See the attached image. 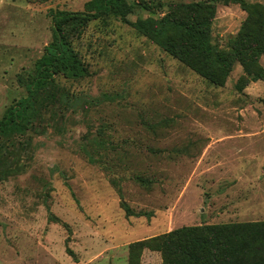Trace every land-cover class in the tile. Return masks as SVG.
I'll list each match as a JSON object with an SVG mask.
<instances>
[{"label":"rangeland","instance_id":"rangeland-1","mask_svg":"<svg viewBox=\"0 0 264 264\" xmlns=\"http://www.w3.org/2000/svg\"><path fill=\"white\" fill-rule=\"evenodd\" d=\"M91 1L0 0V120L28 96L53 40L51 14L82 13ZM241 1L250 9L157 0L151 11L152 0H127L125 19L70 29L88 76H58L33 127L0 138V264H163L131 245L182 228L264 227V82L237 91L249 78L236 62L214 85L132 27L199 4L213 18L212 47L231 53L249 15L252 41L264 24V0Z\"/></svg>","mask_w":264,"mask_h":264},{"label":"trees","instance_id":"trees-1","mask_svg":"<svg viewBox=\"0 0 264 264\" xmlns=\"http://www.w3.org/2000/svg\"><path fill=\"white\" fill-rule=\"evenodd\" d=\"M156 1L152 0V7L147 8L151 11L157 9L160 5H156ZM235 2L246 10L250 9L244 1ZM184 8L194 12V15L185 18L182 13ZM132 10L127 0H92L82 13L56 11L51 14L53 40L37 61L31 83L26 85L27 98L12 105L0 120V138L22 136L33 127L40 97L50 90L58 76L69 80L88 76L87 68L69 40L71 28L104 16L125 19ZM208 10L199 4L172 5L169 13L160 21L138 22L132 27L214 85L222 86L225 83L236 62L243 66L249 78L242 86L240 82L236 85L237 91H243L252 82H264V69L257 66L259 56L264 54V24H255L260 39L252 41L247 30H244L251 24L248 23L249 15L241 33L231 45V53H222L211 45L210 26L213 18L203 15ZM63 100L70 103L67 96H63ZM125 211L127 216H133L128 207H125ZM263 228L252 224L182 228L162 237L135 243L130 250L131 253L137 249L159 252L163 264H264Z\"/></svg>","mask_w":264,"mask_h":264}]
</instances>
